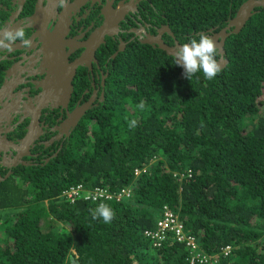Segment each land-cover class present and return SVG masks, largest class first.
<instances>
[{"label":"trees","instance_id":"16d2710c","mask_svg":"<svg viewBox=\"0 0 264 264\" xmlns=\"http://www.w3.org/2000/svg\"><path fill=\"white\" fill-rule=\"evenodd\" d=\"M239 3L188 0L179 31L221 27ZM223 48L217 76L191 81L161 49L120 52L119 88L54 155L0 179V264H264V7ZM77 186L111 197L64 195ZM101 202L111 223L91 218ZM163 208L179 234L156 247L144 232Z\"/></svg>","mask_w":264,"mask_h":264},{"label":"flooded vegetation","instance_id":"af4514ba","mask_svg":"<svg viewBox=\"0 0 264 264\" xmlns=\"http://www.w3.org/2000/svg\"><path fill=\"white\" fill-rule=\"evenodd\" d=\"M186 1L67 0L65 6H60L59 0H0V28L6 24L9 28L23 26L26 38L31 41L30 47L17 42L11 50L0 49V142L4 143L0 149V177L12 175L19 167L40 164L77 130L88 110L104 99L106 90L112 85L119 88L117 58L120 52L129 53L147 46L152 50L160 49L156 39L175 51L200 33L213 38L228 25V20L245 0H229L240 3L221 27L213 25L181 33ZM263 7L254 6L249 17ZM105 17L115 23L111 22L114 26L109 23L104 30ZM233 28H227L228 35ZM97 30L100 42L93 48L92 55L82 56L86 49L84 43ZM149 38L153 39L150 43ZM214 40L217 43L220 38ZM79 57L80 62L67 86L68 66ZM219 57L218 53L217 59ZM45 81L50 97L62 98L67 94L64 104L63 99L54 105L48 102L37 107L36 99L42 96ZM82 104H87V108L80 118L66 124L70 110ZM31 121L35 122L31 128L36 133L32 144L26 149L10 147L8 142L20 145ZM18 154V158H14Z\"/></svg>","mask_w":264,"mask_h":264},{"label":"clouds","instance_id":"9594fccd","mask_svg":"<svg viewBox=\"0 0 264 264\" xmlns=\"http://www.w3.org/2000/svg\"><path fill=\"white\" fill-rule=\"evenodd\" d=\"M67 0H59L60 6H65ZM27 24V21L25 22ZM2 38H0V49L11 50L14 44L20 42L23 47H30L31 41L26 38L24 27L19 28H0ZM175 58V65H179L183 68V75L186 79H191L201 72L205 79L212 80L222 69V59L218 61V44L216 41L206 33H200L198 37L194 36L188 43H184L177 47L173 52ZM139 107H143L141 104ZM135 124V121H132ZM76 188H80L77 186ZM74 188V189H76ZM105 188V187H102ZM82 189V188H81ZM106 189V188H105ZM73 189L65 191L70 200L75 197L84 198V194L87 192L82 189V193L79 195L71 196L70 193ZM126 189H122L117 195L118 197L126 195ZM91 218L93 220L102 219L105 224L111 223L115 217V212L106 203H99L94 208L90 209Z\"/></svg>","mask_w":264,"mask_h":264},{"label":"water","instance_id":"95a60500","mask_svg":"<svg viewBox=\"0 0 264 264\" xmlns=\"http://www.w3.org/2000/svg\"><path fill=\"white\" fill-rule=\"evenodd\" d=\"M254 6H261V7L264 6V0H245V1H243L239 5L237 11L235 12V15L230 20H228V25H226V27L221 28L218 31L217 34H214L213 39H215L216 37L220 38L219 42H217V44H218V53L220 54V57L218 58V61L222 59V67H224L225 64L227 63V59L224 56V50L222 48L224 37L226 35H228V32H226L227 28L229 26H233L234 28L230 32L236 33L243 26V24L247 20V18L250 16L251 9ZM111 22L115 23V21H110L109 18L105 17L103 29L105 30L109 23H110L109 25H111L112 24ZM6 25L8 26L9 24H6ZM112 25L114 26V24H112ZM58 28H59V26L56 27V29H58ZM98 31L99 30H97V32L95 34L91 35L89 37V39L87 40V42L84 43V46H85L86 49H85L84 53L82 54V56H86V55L88 56V55H92L93 54V48L101 40V35L99 34ZM151 40H153V39L149 38L148 42L149 43L152 42ZM156 42L159 43V48L162 49L166 54L173 55L174 50L172 48L166 46L165 44H163L161 41H159L157 39H156ZM81 57H79V59H75L72 62V64H70L68 66L69 67V75H68V77L66 79L67 80V82H66L67 86L69 85L71 76L74 73V68H75L76 64H78L80 62ZM61 60H62V58H61ZM45 87H46V81L42 84V89H43V92L41 93L42 96L40 98L36 99V102L38 103L37 107H42V106L46 105L48 102L51 105H54L56 103L62 102L64 97H67V94H64V96L62 98L50 97L48 95V93L50 92V89H45ZM65 101H66V98L64 99L63 104L65 103ZM85 108H87V104H82V105H80L78 107L75 106L72 110H70V112L67 114L68 115V121L66 122V124H68V123L72 124L73 122L75 123L77 121V119H79L80 116L83 114ZM34 123L35 122H32V121L30 122V125L28 126V131L26 132L24 137L20 140V145L11 144L10 142H8L9 143L8 145H10V147H12L13 149H20V148L26 149L29 145H31L33 140L36 137L35 129L31 128L32 126H35ZM1 139H4V137L2 136ZM3 144L4 143L0 142V149L3 148L2 147ZM19 155L20 154H18L14 158H18ZM1 163L3 165H5L4 161L1 162ZM0 179H2V177H0Z\"/></svg>","mask_w":264,"mask_h":264},{"label":"built area","instance_id":"2783aa9c","mask_svg":"<svg viewBox=\"0 0 264 264\" xmlns=\"http://www.w3.org/2000/svg\"><path fill=\"white\" fill-rule=\"evenodd\" d=\"M80 193H82V189L76 188L71 191L70 195L75 196V195H79ZM110 197L111 194L105 188L102 187H94L90 191H87L84 194L85 199L91 198L93 200L96 199L100 200ZM163 210H164V218L159 219L156 222L155 230H153L152 232H144V235L152 240V245L156 247L160 245L162 240H164L167 229H173L172 231L174 234H179V229L174 224V219L172 217V214L166 208H163Z\"/></svg>","mask_w":264,"mask_h":264},{"label":"rangeland","instance_id":"374dc122","mask_svg":"<svg viewBox=\"0 0 264 264\" xmlns=\"http://www.w3.org/2000/svg\"><path fill=\"white\" fill-rule=\"evenodd\" d=\"M165 54H166V53H165ZM166 55H167V54H166ZM259 107H260V109L264 110V106H263V105H262V106L260 105ZM55 151H56V149H55V150L51 153V155L48 156L47 158H49V157H51L52 155H54ZM47 158H45L44 161H46ZM0 237H1V234H0Z\"/></svg>","mask_w":264,"mask_h":264}]
</instances>
